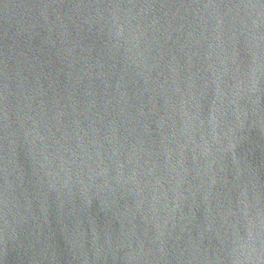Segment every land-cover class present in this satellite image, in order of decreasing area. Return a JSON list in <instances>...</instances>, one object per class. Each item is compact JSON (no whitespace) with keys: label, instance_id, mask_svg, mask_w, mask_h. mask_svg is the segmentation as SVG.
<instances>
[{"label":"water","instance_id":"water-1","mask_svg":"<svg viewBox=\"0 0 264 264\" xmlns=\"http://www.w3.org/2000/svg\"><path fill=\"white\" fill-rule=\"evenodd\" d=\"M0 264H264V0H0Z\"/></svg>","mask_w":264,"mask_h":264}]
</instances>
